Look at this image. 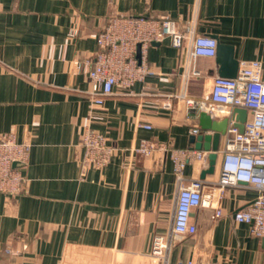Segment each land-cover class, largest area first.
<instances>
[{
	"label": "crops",
	"instance_id": "obj_1",
	"mask_svg": "<svg viewBox=\"0 0 264 264\" xmlns=\"http://www.w3.org/2000/svg\"><path fill=\"white\" fill-rule=\"evenodd\" d=\"M115 13L168 14L183 31L192 22L194 35L232 45L239 68L260 60L264 77V0H0V135L14 131L33 144L22 191L0 192V264H157L146 254L154 236L170 228L177 181L168 153L138 156L134 147L142 138L194 146L199 117L172 94L209 91L221 63L217 54L192 61L194 35L182 47L166 38L150 46L155 74L136 83L134 94L116 88L98 100L85 60L97 53V34ZM193 66L200 74L186 77ZM86 125L116 149L107 166L82 175ZM220 160L221 153L205 179L218 178ZM208 167L209 158L188 164L185 173L201 178ZM257 193L243 184L228 187L220 217L214 207L194 209L198 230L175 241L171 262L264 264L263 239L233 216Z\"/></svg>",
	"mask_w": 264,
	"mask_h": 264
},
{
	"label": "built area",
	"instance_id": "obj_2",
	"mask_svg": "<svg viewBox=\"0 0 264 264\" xmlns=\"http://www.w3.org/2000/svg\"><path fill=\"white\" fill-rule=\"evenodd\" d=\"M71 33L76 35L77 28ZM194 25L188 22L186 30H180L174 18L168 14L130 15L115 13L108 17L97 34L99 49L94 57L85 60V71L91 85L90 94L101 100L118 88L123 94H134L133 86L146 82L155 74L149 62V48L154 42L170 38L176 47H182ZM217 39L208 34H195L190 46L192 61L197 56H216ZM139 51V55H138ZM260 60L244 61L235 77L216 75L209 91L192 96L181 90L173 96L182 99L193 115L205 111L213 118L229 117L226 132L222 135L224 147L220 150L219 175L216 180L188 178L186 166L205 163L209 151L194 146L175 147L169 141L142 138L134 147L138 156H148L155 150L169 154L177 181V194L170 228L166 233L156 234L152 250L146 254L157 264H198L193 259L171 262L175 241L186 235H194L198 226L192 220L194 209L205 206L215 208V217L223 214L218 206L226 189L245 185L257 190V196L244 207L235 210L237 222L250 225V232L264 241V77ZM200 74L194 66L185 73L188 77ZM164 106L172 107L166 100ZM234 107L247 109V119L241 131L232 118ZM150 128V124H145ZM191 132H202L194 126ZM32 142L20 141L14 131L0 135V192L18 194L23 188V167L27 164ZM79 162L82 175L90 169L100 170L113 158L116 146L109 137L91 125H86L79 144ZM25 247V245H24ZM8 253H18L6 248ZM209 264H219L211 262Z\"/></svg>",
	"mask_w": 264,
	"mask_h": 264
},
{
	"label": "water",
	"instance_id": "obj_3",
	"mask_svg": "<svg viewBox=\"0 0 264 264\" xmlns=\"http://www.w3.org/2000/svg\"><path fill=\"white\" fill-rule=\"evenodd\" d=\"M217 58L221 63L220 75L227 77H235L237 75L239 70V61L234 57L232 45L218 42ZM247 114L248 112L245 108L234 107L232 110V118L235 121V125L238 126L241 131L244 129ZM199 122L202 132L198 135L193 134L190 141L197 149L209 151V167L201 172V178H205L208 173H214L215 171L216 162L221 150L220 144L222 135L226 132L229 117L216 119L209 113L202 111L199 113Z\"/></svg>",
	"mask_w": 264,
	"mask_h": 264
}]
</instances>
